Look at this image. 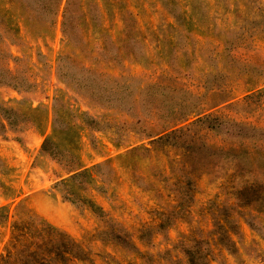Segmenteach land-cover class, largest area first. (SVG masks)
Segmentation results:
<instances>
[{
	"label": "rangeland",
	"instance_id": "rangeland-1",
	"mask_svg": "<svg viewBox=\"0 0 264 264\" xmlns=\"http://www.w3.org/2000/svg\"><path fill=\"white\" fill-rule=\"evenodd\" d=\"M180 12L187 31L172 17ZM63 18L71 38L62 32ZM91 18L95 27L115 30L120 18L125 28L134 19L139 34L101 51ZM61 104L98 121V130L80 132V157L94 181L83 194L101 208L99 215L63 197L65 166L40 149L43 136L17 114L40 107L51 117L52 106ZM1 108L17 113L7 124L0 111V206L14 213L22 201L17 212L30 210L82 241L90 261L69 264H169L164 249L183 234L211 228L209 201L235 163L212 155V169L196 177L181 217L144 245L136 230L164 206L173 180L167 166L177 152L126 151L149 147L147 137L171 119L191 114V120L203 111L227 122L211 130L193 126L197 137L246 150L249 164L261 165L257 178L264 181V0H0ZM156 189L160 199H152ZM251 214L252 225L238 221L234 253L211 264H264V214ZM110 227H122L151 256L100 239L98 231ZM7 236L0 226V254Z\"/></svg>",
	"mask_w": 264,
	"mask_h": 264
},
{
	"label": "trees",
	"instance_id": "trees-1",
	"mask_svg": "<svg viewBox=\"0 0 264 264\" xmlns=\"http://www.w3.org/2000/svg\"><path fill=\"white\" fill-rule=\"evenodd\" d=\"M128 15L131 16V13L126 14L127 18ZM172 17L174 21L183 23L184 30H188V23L182 12L177 16L173 14ZM90 20L93 27L91 32L96 35L97 48L101 51L105 49L107 43L114 44L130 36L136 38L139 34L134 19V28H125V21L120 18V26L116 30L109 24L101 28L95 27L93 18ZM84 21L89 25V19ZM64 25L63 18L62 32L66 39L71 38V32H66ZM81 68L86 71L90 69L84 66ZM41 109L28 107V112L17 113L12 108H1L0 111L7 124L13 122L9 114L17 113L22 121L29 123L43 136L40 149L62 162L68 174L60 180V184L64 185L63 197L99 215L101 208L83 194L85 186H91L94 181L90 177V169L80 157V132L87 128L98 130V121L85 112L69 109L62 104L52 106L51 117L46 110ZM190 115L171 119L169 126L148 136L149 147L136 145L126 151L128 154L137 148L148 152L169 148L177 152V157H174L167 166L170 167L173 180L169 183L164 206L162 208L158 206L161 210H153L155 218L152 223L143 224L136 230V240L144 245L150 243L155 235L161 234L181 217L186 204L193 196L196 177L212 169L210 163L212 155L217 153L235 163L231 172L225 174L226 182L221 185L220 191L209 201L211 228L200 235L194 232L183 234L171 248L164 249L161 254H168L169 264H211L223 253L233 254L235 248L232 236L238 229V221L243 219L248 225H252L248 220L249 217H256L251 214L252 211L264 214V181L257 178L259 174L257 168L261 165L249 164L247 161L249 153L246 150L234 151L230 147L222 148L208 144L197 137L198 129L191 130L193 126L200 130H211L221 127L227 121L212 117V114L203 111L195 112L191 120ZM48 124L50 133L45 134ZM232 125L238 129L246 128V125L238 122H233ZM90 143L95 146L98 142ZM112 146L118 148L120 145L112 142ZM77 178H82V181H77ZM155 198H161L159 189L154 191L152 199ZM21 203L22 201H18L14 206V213H10L7 205L0 206V226H6L8 230L0 254V264H69L72 261H90L89 251L82 241L71 237L30 210L17 212ZM97 235H100L102 240L139 255L140 258L152 254L140 252L131 235L122 227L100 230ZM155 255L159 253L156 252Z\"/></svg>",
	"mask_w": 264,
	"mask_h": 264
}]
</instances>
